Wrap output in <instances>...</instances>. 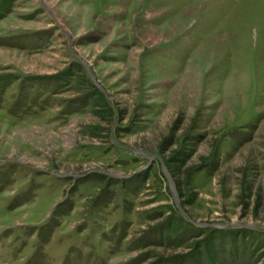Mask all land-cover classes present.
<instances>
[{"label":"rangeland","instance_id":"obj_1","mask_svg":"<svg viewBox=\"0 0 264 264\" xmlns=\"http://www.w3.org/2000/svg\"><path fill=\"white\" fill-rule=\"evenodd\" d=\"M0 264H264V0H0Z\"/></svg>","mask_w":264,"mask_h":264}]
</instances>
